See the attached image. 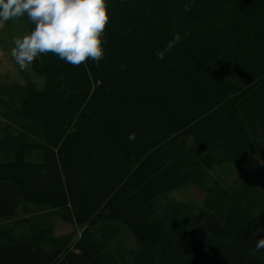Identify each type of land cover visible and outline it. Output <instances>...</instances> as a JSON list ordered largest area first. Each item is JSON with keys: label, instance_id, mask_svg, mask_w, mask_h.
I'll list each match as a JSON object with an SVG mask.
<instances>
[{"label": "trees", "instance_id": "16d2710c", "mask_svg": "<svg viewBox=\"0 0 264 264\" xmlns=\"http://www.w3.org/2000/svg\"><path fill=\"white\" fill-rule=\"evenodd\" d=\"M108 14L99 64L42 54V87L5 92L0 264H264V202L200 155L264 177V0H108ZM185 187L201 204L172 196ZM54 214L79 235L38 227Z\"/></svg>", "mask_w": 264, "mask_h": 264}, {"label": "clouds", "instance_id": "9594fccd", "mask_svg": "<svg viewBox=\"0 0 264 264\" xmlns=\"http://www.w3.org/2000/svg\"><path fill=\"white\" fill-rule=\"evenodd\" d=\"M24 16L35 27L14 41L11 54L21 69L49 52L73 66L89 59L99 64L104 58L102 35L109 22L108 0H0V22ZM179 39L174 37L166 51ZM156 57L164 60L165 53L157 51ZM129 139L134 140L135 133ZM255 249L264 251V240L257 241Z\"/></svg>", "mask_w": 264, "mask_h": 264}, {"label": "rangeland", "instance_id": "374dc122", "mask_svg": "<svg viewBox=\"0 0 264 264\" xmlns=\"http://www.w3.org/2000/svg\"><path fill=\"white\" fill-rule=\"evenodd\" d=\"M30 34L29 29L22 17L15 18L7 22H0V115L4 111V101H6L9 88L13 85H34L35 88H41L43 84V77L37 75L34 71L32 64L27 68L21 69L15 58L12 56V49L15 47L14 41L18 38ZM201 157L210 165V173L220 185L232 193L246 196L253 194L264 202V177H259L253 174H240L235 168L232 157L226 156L218 150H202ZM172 196L182 202L201 204L204 199V194L194 187H185L179 191L172 193ZM248 197V196H246ZM243 197V200L246 199ZM44 213H53L45 211ZM43 222H49L47 225L38 226L47 229L50 234L54 233L56 236H63L71 234L73 231L80 233L79 229L74 228L72 225L64 223L60 214H54L42 219ZM79 235V234H78ZM155 252L150 256H154Z\"/></svg>", "mask_w": 264, "mask_h": 264}]
</instances>
